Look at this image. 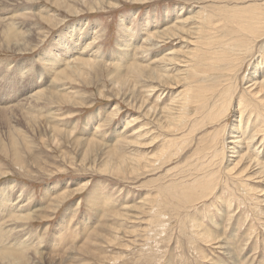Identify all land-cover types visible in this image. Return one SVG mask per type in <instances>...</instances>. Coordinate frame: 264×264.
I'll return each mask as SVG.
<instances>
[{
  "label": "rangeland",
  "instance_id": "1",
  "mask_svg": "<svg viewBox=\"0 0 264 264\" xmlns=\"http://www.w3.org/2000/svg\"><path fill=\"white\" fill-rule=\"evenodd\" d=\"M24 1L0 0L1 6L13 4L7 9L0 6V16L6 17L2 30L26 31L31 38L18 50L15 43H7L6 35L0 36V110L11 107L0 111V195L12 201L0 208L6 233L0 235V246L27 244L25 264H264V182L253 172L259 167L264 171V106L255 86H249L264 77V63L255 68L264 55V0H66L63 5L54 0ZM24 5L31 15L14 18L12 9ZM203 13L210 15L206 30L214 38L212 45L225 44L232 36L251 41L252 50L242 49L243 55L219 59L211 52L210 59L218 60L213 65L228 72L225 76L201 75L192 83L172 81L169 86L134 71L133 63L142 62L158 65L160 75L179 72L175 63L157 59L189 44L157 33L180 20L195 25ZM260 25L262 31L256 33ZM72 26L78 30L67 39L92 44L83 55L97 58L100 65L52 83L60 85L65 100L49 98L46 90L41 93L45 98L31 97L49 77L43 51ZM225 48L230 53L239 50ZM117 71L127 74L128 81L118 80ZM191 85L196 97L203 85L217 87L207 98L209 103L217 104L224 96L220 92L227 91L229 102L222 105L221 100V107L214 109L218 119L204 123L210 117L208 109L183 126L166 127L167 115L147 113L150 107L160 111L171 106ZM241 103L246 107L243 114ZM8 110L12 113L4 112L5 116L3 111ZM17 128L21 164L11 148L15 146L11 133ZM237 137L242 143L233 142ZM119 160L123 171L118 169ZM236 165L233 172L238 169V175H232L228 170ZM242 175L243 185L237 179ZM211 177L218 180V192L199 198L194 191L197 199L185 203L193 186ZM69 192L63 202L55 203ZM17 204L25 218L10 221L15 213L9 214L7 207ZM4 208L7 213H1ZM197 230L211 236L203 240ZM3 259L0 256V264H19Z\"/></svg>",
  "mask_w": 264,
  "mask_h": 264
},
{
  "label": "bare ground",
  "instance_id": "2",
  "mask_svg": "<svg viewBox=\"0 0 264 264\" xmlns=\"http://www.w3.org/2000/svg\"><path fill=\"white\" fill-rule=\"evenodd\" d=\"M5 2H7L6 0H4ZM14 1V0H13ZM24 0H22V2H23ZM55 1V3L56 4H58V5H63L65 2H66V0H54ZM16 2H17V0H16ZM20 2V1H19ZM9 3V2H8ZM11 3V5H9V4H6V3H3L4 5L3 6H1V3H0V6L2 7V9H7L8 8V6H12L13 4H12V2H10ZM24 3H25V1H24ZM254 5V4H253ZM259 6V5H258ZM262 6V5H261ZM1 9V8H0ZM12 9V8H11ZM26 9H28V7L27 6H19V7H16V8H13L12 9V13H14L12 16H14V18H16V19H26V18H28L31 14H29L28 12H26L27 10ZM1 11V10H0ZM8 11V10H7ZM249 11V10H248ZM9 12V11H8ZM254 12V11H253ZM238 13V12H237ZM256 13V12H255ZM254 13V14H255ZM200 14V13H199ZM242 14V13H241ZM247 14H249V13H247ZM206 14H202V15H200L199 16V18H198V21L195 23V25H189V24H187L189 21H187L185 18V20H180L179 22H177V23H174V24H170L169 26H167V27H165L163 30H161V31H159V33H157L159 36H163V35H167V37H165V39H171V38H178V39H180V40H182L183 41V43L184 42H187L189 45H187V46H181L179 49H174L173 50V52H171L170 54H168V55H165V56H161V58H158L157 59V61L158 62H164L165 64H167V65H171L172 63H175V65H178L179 66V68L180 69H178V71L179 72H177V73H175L174 75H172V73L171 74H167L166 72V74L167 75H160V74H158L157 73V66L158 65H151L150 63H147V64H143L142 62H141V64H139L140 62H137V63H133V65H132V68H134V71H140V73L139 74H141V75H145V76H147L148 78L150 77H152V78H158L160 81H162L163 82V85H164V83L165 84H170L172 81H174V83L175 84H177V82H184L185 84H187V83H192L193 81H196L197 79H199L200 78V76L201 75H203V76H201L203 79H208V78H210V77H212V76H214V75H216V74H222V75H226L228 72H226V73H221V71L219 70V68L217 67V65H213V64H216V62H218V60H214V59H210V58H213L212 57V54H214L215 56H217L219 59H222V58H225V57H230L231 56V54L234 56V54H239V55H243L244 53V51H246L248 48H249V51H251L252 50V47H250V46H252V44L250 43L251 41H249V39H247L244 35V40H242V38H240V39H237V38H234L233 36L231 37V38H233V39H231L229 42H227V43H225V44H221V45H217V46H214V45H212V43H213V41H214V38H212V37H209V35H208V33H207V30H206V23H208V21H209V18H210V15L208 16V15H206ZM261 15V14H260ZM213 17V16H212ZM4 19H6V17H4V18H2L1 16H0V36L1 35H3V37L6 35V38H8V40H9V42H7V43H15V47H16V49H18V50H20L23 46H25V48H26V46H27V41H29L31 38L29 37V34H27L26 33V31H21V32H19V33H17V32H14L12 29L11 30H9V29H3L2 30V27H4V26H2L1 24L2 23H4ZM241 19V18H240ZM231 20H233V19H231ZM248 20V19H247ZM263 21V20H262ZM211 22V21H210ZM240 23V22H239ZM225 25V24H224ZM210 26V25H209ZM72 30H69V32H64L62 35H59V37H58V40L56 41V43L51 47H49L48 49H45V51H43V58H45L46 59V61L49 63V65H47L46 64V67L45 68H47L46 69V72L48 73V80L47 81H44V83L43 84H41V85H47V86H51V87H48V88H44V87H42V89H38V90H36V92L34 93V94H32V95H30L31 97H33V98H35V99H40V98H45V97H43L44 95H42L41 93L43 92V91H47V93L49 92V94H50V97L49 98H51V96L53 97V98H55V97H62V99L63 100H65V98L64 97H66V94L64 95L63 94V90H62V88H59L60 87V85L59 86H52L51 84L52 83H58V81H59V79L60 78H62L63 79V81L68 77V78H73V76H72V72H78V73H86V72H84V69H85V71L87 70V68H95L94 70H96V66L97 65H100V63H99V60L97 59V58H95V59H91V58H87V57H84V50L85 49H87V48H89L92 44H87V42L86 43H84V42H82V43H80V44H78L77 43V40L76 39H72V40H69V39H67V36L68 35H70V34H73V32L75 31V30H78L77 29V27L76 26H72ZM261 28H262V26L260 25V26H258L257 28H256V33H258L259 31H262L261 30ZM212 29V28H211ZM210 29V30H211ZM2 30V31H1ZM221 30V29H220ZM239 30H242V33L244 32V29L242 28V27H239ZM218 31V30H217ZM71 32V33H70ZM218 33V32H217ZM256 33H254L253 35H255ZM153 34V33H152ZM224 34V33H223ZM31 36V35H30ZM93 36V35H92ZM71 37V36H70ZM92 39V37L91 36H89V39ZM250 38V37H249ZM131 39V38H130ZM22 40H24V41H22ZM165 41V40H164ZM220 42V41H219ZM84 43V44H83ZM241 43H242V45H241ZM69 45V47L68 48H66L65 49V47H67ZM226 45H228V48H232V49H239L238 51H233L232 53H230L229 51H227V49L225 48V46ZM226 49V50H225ZM242 49H244V51L242 50ZM91 50V49H90ZM77 51V52H76ZM94 51V50H93ZM71 52H74V54H78L77 56L76 55H74V54H71ZM211 52H212V54H211ZM70 53V54H69ZM89 53V52H88ZM93 53V52H92ZM183 53V55H181V54ZM202 53V54H201ZM90 55V54H89ZM146 55V54H145ZM91 56V55H90ZM180 57H186V61H182V60H180ZM82 59V60H81ZM80 60L82 61V65H80ZM205 61H207V62H205ZM247 62V61H246ZM245 62V63H246ZM256 62V61H255ZM264 63V55H261V58H260V60L256 63V65H255V68L258 70L259 68L261 69V66H262V64ZM181 64H184V65H181ZM210 64V65H209ZM174 65V64H173ZM226 66V65H225ZM82 67V68H81ZM183 67H184V69H183ZM202 67V68H201ZM205 67L206 68H208V69H213V67L215 68V69H217V71L216 72H212V71H208L207 69H205ZM244 67V66H243ZM22 68V67H21ZM20 68V69H21ZM119 68V67H118ZM165 68H168V67H165ZM263 68V67H262ZM163 69V68H162ZM233 69H235V68H233ZM256 69H255V71L254 72H256ZM120 70V69H119ZM122 70V69H121ZM125 70V69H124ZM31 73H34V70H32L31 69ZM19 72H23V71H21V70H19ZM71 72V73H70ZM118 72V80H121L122 78H124L123 79V81L124 82H126V81H128V78L129 77H127L128 75L127 74H125V76L123 75V73H121V71H117ZM261 72H262V70H261ZM260 72V73H261ZM264 72V71H263ZM45 73V72H44ZM78 73H76L77 75H79ZM158 75H157V74ZM39 74V73H38ZM52 74H54L53 75V77H52V79L50 80V77H51V75ZM65 74H67L68 76H65ZM138 74V75H139ZM257 74V73H256ZM37 75V74H36ZM40 75V74H39ZM255 75V74H254ZM38 76V75H37ZM192 76V77H191ZM256 76V75H255ZM117 77V76H116ZM35 78V77H34ZM79 78V77H78ZM148 78H147V80H148ZM190 78H191V80H190ZM263 79H262V81H259L258 83H256L255 81H252V80H254L255 79V77H253V75H252V77L250 78L251 79V81H252V83L249 85V86H255V89H256V91H255V93H256V95H258L259 94V97L258 96H256L257 98H259V104L261 105V106H264V97L262 96V92H264V77H262ZM146 79V78H145ZM37 80V77H36V79H35V81ZM70 80V79H69ZM76 80V79H75ZM214 80H216V77H214ZM261 80V79H260ZM51 82V83H50ZM117 82V81H116ZM119 83V82H118ZM130 83V82H129ZM161 83V82H160ZM119 84H121V83H119ZM123 84V83H122ZM239 84V83H238ZM256 84V85H255ZM56 85V84H55ZM62 85V84H61ZM125 85H127V84H125ZM132 85V84H131ZM178 85H179V83H178ZM36 86H37V84H36ZM35 86V87H36ZM166 86V85H165ZM170 86V85H169ZM168 86V87H169ZM153 86L151 85V87L150 88H152ZM224 87V86H223ZM40 88V87H39ZM163 88V87H162ZM33 90V89H32ZM31 90V91H32ZM67 90V89H66ZM146 90V89H145ZM151 90V89H150ZM194 90H195V88H194V86L193 85H191L190 86V89L189 90H187V92L185 93V94H180L179 96H177L176 97V99H175V101L174 102H172V104H171V106H169V107H167V108H163V109H159L160 111H158V108L156 109H154V107L152 108V107H150L149 109H147V113H149V115L151 114V115H158L159 113H161V114H165V115H167V116H165V117H167V119L165 120L166 122H164L165 123V126L166 127H172V126H174V125H177L178 123H180V125H182L183 126V123L185 122V121H187V119H191V118H193V117H197V116H200V114L202 113V111L203 110H208L209 109V112H208V114H209V116L210 117H206V119H203V122L205 123V122H207V121H210L211 122V120H213V118H217V116H219V114H218V110L216 111V112H214V109L215 108H217L218 106H220L221 107V104H218L221 100H223V103H222V105H224V104H226V103H228L229 102V99H225V95H227V94H225L227 91H221L222 89H220L219 90V92H220V96H223L222 98H220L221 100L216 104V102H214V103H209L208 102V100L209 99H207L210 95H212V94H215V92H216V90H217V87H205L204 85H203V88H202V90L201 91H196V93H197V96L202 100H198V97H196V96H194L193 94H194ZM247 91H249V90H247ZM121 92V91H120ZM219 92H218V94H219ZM46 93V92H45ZM196 93H195V95H196ZM262 93V94H261ZM120 94V93H119ZM232 94V87H231V89H230V91H229V95H231ZM46 96V95H45ZM202 98H205V100L203 101V99ZM243 98V97H242ZM215 99V98H214ZM244 99V98H243ZM69 100H70V98H69ZM197 100V101H196ZM6 101V100H5ZM48 101V100H47ZM59 101V100H58ZM62 101V100H61ZM32 103V102H31ZM46 103H49V102H46ZM56 103V102H55ZM142 104L144 105L143 107H148V104H147V102L146 101H143L142 102ZM163 104V103H162ZM161 104V105H162ZM21 105V104H20ZM151 105V104H150ZM156 105V104H155ZM155 105H153V106H155ZM37 107H38V105H36ZM36 106L33 108V106H31L30 107V109H36ZM260 106V107H261ZM15 106L13 105V108H14ZM141 107V106H140ZM157 107V106H156ZM159 107H160V105H159ZM6 108H7V106H6ZM6 108H2V109H6ZM10 110H11V107H8ZM7 108V109H8ZM16 108V107H15ZM29 108V107H28ZM246 108V107H245ZM244 108V106L242 105V103H241V106H240V108H239V112L241 113V114H243L245 111H246V109ZM262 108V107H261ZM1 109V110H2ZM6 109V110H7ZM229 108H228V104H227V108L225 107V109L223 110L224 112L225 111H227ZM0 110V111H1ZM13 110V109H12ZM38 110V109H37ZM35 111V110H34ZM254 111H256V112H258V113H260V110H257V108H256V110L254 109ZM7 113L8 114V112L10 113L11 111H3V113ZM12 112H14V110L12 111ZM11 112V113H12ZM146 112V111H145ZM156 112V113H155ZM4 113V114H5ZM226 113V112H225ZM261 113H264V109H262V112ZM3 114V115H4ZM27 114H28V112H27ZM5 116H6V114H5ZM16 116V115H15ZM14 116V117H15ZM25 116V115H24ZM24 116H23V118H24ZM30 116V115H29ZM163 116V115H162ZM241 116H243V115H241ZM255 116V115H254ZM8 117H10V116H8ZM17 117V116H16ZM221 117V116H220ZM259 117V116H258ZM263 117V116H262ZM261 117V118H262ZM18 118V117H17ZM39 118V117H38ZM156 118V117H155ZM178 118H180V122H178L177 121V119ZM212 118V119H211ZM256 118V117H255ZM26 119V118H25ZM218 119V118H217ZM220 119V118H219ZM251 119V118H250ZM31 120V119H30ZM31 122V121H30ZM193 122V121H192ZM222 122V121H221ZM264 123V122H263ZM217 124V123H216ZM32 125L34 126V124L32 123ZM189 125V124H188ZM262 124H260V126H261ZM31 126V125H30ZM218 126V125H217ZM11 128V127H10ZM47 128H51V127H47ZM189 128H190V126H189ZM222 128H224V127H222ZM262 128V127H261ZM33 129V128H32ZM257 129V128H256ZM260 129V128H259ZM35 130V129H34ZM201 130V129H200ZM249 130V129H248ZM14 131V130H13ZM13 131H12V133H11V135H12V141H13V144L15 145L14 147H11L12 148V150H14L15 151V153H14V157H15V160H16V162L17 163H19V164H21L20 162H22V161H20L22 158H20L21 157V154H20V149H19V147H18V144L16 143L17 141H18V138L16 137L18 134H17V131H18V128H17V130H15L14 131V133H13ZM223 131V130H222ZM235 130H233V132H234ZM258 132L259 131H261L262 132V130H257ZM11 132V131H10ZM90 132V131H89ZM209 132V131H208ZM221 133V129H220V131L218 130V132H217V134L218 133ZM260 132V133H261ZM52 133V132H51ZM184 133V132H183ZM199 133V132H198ZM197 133V134H198ZM223 133V132H222ZM53 134V133H52ZM213 134V133H212ZM256 134V133H255ZM251 135V137H249V140H250V138H251V140L250 141H248V143H251V141H253V138L256 136V135ZM10 135V134H9ZM194 135V134H193ZM22 136V135H21ZM218 136V135H217ZM194 138V137H193ZM215 138L217 139V137L215 136ZM21 139V138H20ZM24 139V138H23ZM73 139H75V138H73ZM237 140L236 141H233V142H235V143H242V141L240 140V138H236ZM22 140V139H21ZM99 140V139H98ZM175 140V139H174ZM190 140V139H189ZM214 140V139H213ZM262 140H263V138H262ZM260 141V142H263V141ZM49 141V140H48ZM215 141V140H214ZM220 141V140H219ZM75 142V141H74ZM98 142V141H97ZM222 142V141H221ZM220 142V143H221ZM232 141H230V143H233ZM90 143V142H89ZM109 143V142H108ZM173 143V142H172ZM171 143V144H172ZM234 143V144H235ZM178 144V143H177ZM233 144V145H234ZM262 144V143H261ZM88 145V144H87ZM86 145V146H87ZM98 145V144H97ZM104 145V144H103ZM236 146H234V148H237V147H239L237 144H235ZM252 145L254 146V143H252ZM263 145V144H262ZM74 146V145H73ZM220 146H223V145H220ZM83 147V146H82ZM219 147V146H218ZM90 148V147H89ZM221 148V147H220ZM87 149V148H86ZM85 149V151H87ZM224 149V148H223ZM259 149V148H258ZM100 150V149H99ZM106 150V149H105ZM218 150V149H217ZM222 150V149H221ZM220 150V151H221ZM5 151V150H4ZM211 151V150H210ZM234 151V150H233ZM211 153V152H210ZM209 152H208V154H210ZM24 154V153H23ZM86 154V153H85ZM109 154V153H108ZM107 154V155H108ZM203 154V153H202ZM88 155V154H87ZM201 155V154H200ZM206 155V154H205ZM213 155V154H212ZM216 155V154H215ZM220 155H222V153L220 154ZM109 156V155H108ZM202 156V155H201ZM200 156V157H201ZM111 157V156H110ZM151 157V156H150ZM221 157V156H220ZM219 157V158H220ZM250 157V156H249ZM248 157V158H249ZM256 157V156H255ZM95 158V157H94ZM205 158V157H204ZM203 158V159H204ZM223 158V157H222ZM243 154H242V156H241V161H240V159H239V161H240V163L243 161ZM258 158V157H257ZM202 159V160H203ZM211 159H213V158H211ZM250 159H252L251 157H250ZM255 159V158H254ZM259 159V158H258ZM150 160V159H149ZM198 160V159H197ZM209 160V159H208ZM214 160V159H213ZM253 160V159H252ZM256 160V159H255ZM95 161V160H94ZM113 161V160H112ZM120 161V163L117 165L118 166V169L119 170H122V160H119ZM118 161V162H119ZM147 161V160H146ZM212 161V160H211ZM219 161V160H218ZM239 161H237V163L239 162ZM124 162V161H123ZM202 162H204V161H202ZM205 162H207V161H205ZM215 162V161H214ZM217 162V161H216ZM254 162V161H253ZM137 163L138 164H140V161H137ZM128 164V163H127ZM257 164V163H256ZM255 164V166H257ZM107 165V164H106ZM135 165H137V164H135ZM198 165H200V164H198ZM244 165V164H243ZM258 165H260L259 163H258ZM132 166V165H131ZM216 166V165H215ZM124 167V166H123ZM130 167V166H129ZM133 167V166H132ZM148 167V166H147ZM196 167V166H195ZM238 166L236 165V166H234V168L233 169H229L228 170V172L229 173H231L232 175H235L236 173L235 172H233L234 171V169L235 168H237ZM112 168V167H111ZM125 168V167H124ZM198 168V167H197ZM200 168V167H199ZM224 168V167H223ZM262 169L259 167L257 170H255V171H253L254 173H256L258 176V178H260L261 180H260V182L262 181V182H264V171H261ZM123 171V170H122ZM238 169L236 170V172H237V174L236 175H238ZM200 175V174H199ZM208 175V174H207ZM228 175V174H227ZM243 176L244 175H242V176H240V178H237V179H239V181L241 182L242 181V185H243V183H244V179H242L243 178ZM252 176V175H251ZM207 177H209V176H207ZM245 177V176H244ZM257 177H256V179H257ZM206 178V177H205ZM210 178V177H209ZM217 178H219V177H217ZM216 178V179H217ZM226 179V178H225ZM234 179H236V178H234ZM255 179V180H256ZM246 180V179H245ZM254 181V180H253ZM203 182V181H202ZM217 182H218V180H217ZM217 182H216V180H214L212 177H211V179H207V180H205L204 181V184H202L201 186H193V189H192V194H190V195H188V199L187 200H185L186 202L185 203H187V202H191L192 200L193 201H195L197 198H194L195 197V193H194V191H197V192H199V198H201V197H208L210 194L211 195H215L218 191L215 189L217 186H216V184H217ZM233 182H237V180L236 181H233ZM239 182V183H240ZM249 182V181H248ZM226 183V182H225ZM224 183V184H225ZM238 183V182H237ZM220 184V183H219ZM245 184V183H244ZM247 185V184H246ZM228 186V185H227ZM218 187H220V186H218ZM218 187H217V189H218ZM225 187V186H224ZM240 187H242V186H240ZM244 187H245V190L247 189V187L244 185ZM251 187V186H250ZM252 188V187H251ZM4 190V189H3ZM253 190V189H252ZM5 191V190H4ZM247 191V190H246ZM251 191V190H250ZM72 192V191H71ZM71 192H69V193H63L61 196H59V198L56 200V204L57 203H59V202H63L66 198H68L69 197V195L71 194ZM190 192V193H191ZM248 192V191H247ZM246 193V192H245ZM4 194V193H3ZM178 194H180V192L179 193H177V195ZM248 194V193H247ZM250 194V193H249ZM175 195V194H174ZM250 195H253L252 193L250 194ZM256 195V194H255ZM171 196H172V194H171ZM164 197V196H163ZM173 198V197H172ZM250 198H252V197H250ZM26 199V198H25ZM158 199V198H157ZM165 199V198H164ZM195 199V200H194ZM9 201L10 202H12L11 201V198H5V197H3L2 195H0V208L1 207H5V205H8V203H9ZM183 201V200H182ZM181 201V202H182ZM192 201V202H193ZM173 202H175V201H173ZM191 202V203H192ZM176 203H178V202H176ZM181 204H183V203H181ZM190 204V203H189ZM187 205V204H186ZM192 205V204H191ZM158 207V206H157ZM156 208V207H155ZM187 208V207H186ZM188 208H190L189 207V205H188ZM7 209H9V214H11V213H15V214H13V216L12 217H10V221H13V219H24L25 218V215L22 213V212H20L21 211V209H22V206H20L19 204H17V205H12V206H9V207H7ZM153 209H154V207H153ZM158 209V208H157ZM157 209H155V210H157ZM159 209H161V207L159 208ZM158 209V210H159ZM7 211L8 210H5V208L4 209H1V213H7ZM19 212V213H18ZM158 213V212H157ZM9 214H6L7 216L9 215ZM7 216H5V217H7ZM159 216V215H158ZM4 217V216H3ZM19 217H22V218H19ZM1 219V218H0ZM8 222V221H7ZM159 223H160V221H158ZM61 224V223H60ZM157 224V223H156ZM5 232V229L2 227V225L0 224V235L1 234H3V236H5V234L6 233H4ZM8 234V233H7ZM62 234V233H61ZM197 235H199L200 237H202L201 239H203V240H207V238H209V236H211V235H204V232L203 231H199V230H197ZM56 237V236H55ZM17 242V241H16ZM25 245H27V244H25ZM25 245L23 244V243H20L19 245H17L16 244V246H13L12 244H10V245H8V246H4V244L2 245V246H0V256L2 257V258H4L3 260H6V261H12V262H14V263H16V262H18L19 264L21 263V264H25L24 262L26 261L27 262V260L25 259L26 258V256H27V252L25 253V251H26V249H24V247H25ZM82 246V245H81ZM80 246V247H81ZM23 249V250H22ZM76 249V248H75ZM86 249V248H85ZM81 250V249H80ZM26 254V255H25ZM44 255V254H43ZM29 258V257H28ZM31 259V258H30ZM52 259V258H51ZM53 260V259H52ZM62 261V260H61ZM62 262H64V261H62ZM66 264V263H65Z\"/></svg>",
  "mask_w": 264,
  "mask_h": 264
}]
</instances>
